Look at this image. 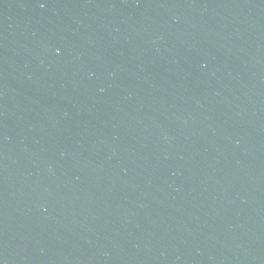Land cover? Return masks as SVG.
Returning a JSON list of instances; mask_svg holds the SVG:
<instances>
[{
  "label": "water",
  "instance_id": "1",
  "mask_svg": "<svg viewBox=\"0 0 264 264\" xmlns=\"http://www.w3.org/2000/svg\"><path fill=\"white\" fill-rule=\"evenodd\" d=\"M0 264H264V0H0Z\"/></svg>",
  "mask_w": 264,
  "mask_h": 264
}]
</instances>
